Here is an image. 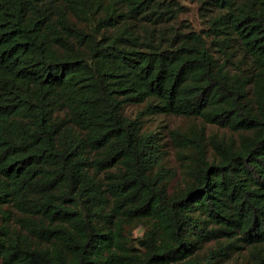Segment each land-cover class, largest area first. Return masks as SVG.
I'll use <instances>...</instances> for the list:
<instances>
[{"label":"trees","instance_id":"trees-1","mask_svg":"<svg viewBox=\"0 0 264 264\" xmlns=\"http://www.w3.org/2000/svg\"><path fill=\"white\" fill-rule=\"evenodd\" d=\"M202 4L0 0V264H264V0ZM156 113L238 136L173 130V188Z\"/></svg>","mask_w":264,"mask_h":264},{"label":"rangeland","instance_id":"rangeland-1","mask_svg":"<svg viewBox=\"0 0 264 264\" xmlns=\"http://www.w3.org/2000/svg\"><path fill=\"white\" fill-rule=\"evenodd\" d=\"M184 9L179 16V20L176 22L178 26L188 25L189 27L201 30L208 25L209 14L214 12L212 10H206L203 8L202 0H179ZM144 104H130L124 108V112L127 116L135 119L142 109ZM141 126L143 131L155 133L159 136L160 156L159 162L168 168V170L174 175L172 180L173 188H177L178 185L183 186V165L178 156V148L174 144L171 132L173 130L181 129L183 131L200 130L205 129L208 136L219 135L221 137H237L236 133H233L229 129L221 128L215 124L205 123L198 117H186L178 116L174 114L156 113L152 115H145L142 117ZM209 154H212L211 147L209 148ZM146 233V227L139 224L133 230V237L138 240L144 237ZM136 242V241H135ZM219 244L223 245V257L224 264H251L250 249L236 248L229 244L228 241L220 239V241H207L204 248L199 250L201 253H205L212 248H216Z\"/></svg>","mask_w":264,"mask_h":264}]
</instances>
